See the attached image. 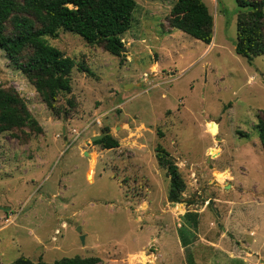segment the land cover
<instances>
[{"label":"rangeland","instance_id":"obj_1","mask_svg":"<svg viewBox=\"0 0 264 264\" xmlns=\"http://www.w3.org/2000/svg\"><path fill=\"white\" fill-rule=\"evenodd\" d=\"M204 2L214 21L209 44L169 26L173 0H135L120 56L73 32L46 37L75 62L56 110L0 49V86L13 87L42 128L0 134V264L20 256L264 264V151L255 130L264 54L249 62L235 52L236 0ZM106 129L118 147L90 141ZM158 145L178 166L182 202L168 200ZM187 211L197 212L196 226ZM183 225L187 247L177 237Z\"/></svg>","mask_w":264,"mask_h":264},{"label":"trees","instance_id":"obj_2","mask_svg":"<svg viewBox=\"0 0 264 264\" xmlns=\"http://www.w3.org/2000/svg\"><path fill=\"white\" fill-rule=\"evenodd\" d=\"M169 26L209 44L213 38V15L204 0H173ZM238 7L235 52L249 62L264 54V0H236ZM135 0H0V49L9 62L34 86L46 106L56 110L61 94L71 92L74 60L46 37L57 38L60 30L80 35L88 44L122 55V38L131 26ZM255 130L264 151V111L257 115ZM9 131L41 132L26 102L13 87L0 86V134ZM108 132V130H104ZM26 132V133H27ZM102 149L119 145L110 133L93 142ZM158 165L169 176L168 200L182 202L185 183L170 154L156 147ZM197 225V212L183 215ZM178 230L183 247L192 241L183 225ZM8 264H101L97 256L63 257L53 262L20 256Z\"/></svg>","mask_w":264,"mask_h":264},{"label":"water","instance_id":"obj_3","mask_svg":"<svg viewBox=\"0 0 264 264\" xmlns=\"http://www.w3.org/2000/svg\"><path fill=\"white\" fill-rule=\"evenodd\" d=\"M124 50H125V49H124V47L122 46V52H123ZM106 133H108V132H103V133H101V134L93 135V136L90 138V141H91V142H94L95 140L102 138L103 135H105ZM85 155H88V152H87V151H85Z\"/></svg>","mask_w":264,"mask_h":264},{"label":"crops","instance_id":"obj_4","mask_svg":"<svg viewBox=\"0 0 264 264\" xmlns=\"http://www.w3.org/2000/svg\"><path fill=\"white\" fill-rule=\"evenodd\" d=\"M91 166H92V168H93V164H91L90 165V168H91ZM92 168H91V170H92ZM91 170H90V172H91ZM179 203V202H178ZM5 211H7L8 209H9V207L7 208V207H4L3 208ZM11 216V214L9 213V217ZM9 220H11V219H8V222H9ZM3 227H5V226H3ZM3 227H0V229H2ZM57 231V230H56ZM177 237H178V240H179V243H180V245H181V242H180V239H179V235H178V230H177ZM182 246V245H181ZM183 247V246H182ZM0 254H1V252H0Z\"/></svg>","mask_w":264,"mask_h":264}]
</instances>
